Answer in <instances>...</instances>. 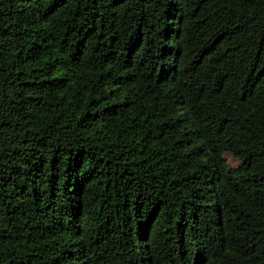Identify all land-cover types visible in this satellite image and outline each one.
<instances>
[{"label":"trees","instance_id":"1","mask_svg":"<svg viewBox=\"0 0 264 264\" xmlns=\"http://www.w3.org/2000/svg\"><path fill=\"white\" fill-rule=\"evenodd\" d=\"M0 264H264V0H0Z\"/></svg>","mask_w":264,"mask_h":264},{"label":"rangeland","instance_id":"2","mask_svg":"<svg viewBox=\"0 0 264 264\" xmlns=\"http://www.w3.org/2000/svg\"><path fill=\"white\" fill-rule=\"evenodd\" d=\"M225 158L227 159L228 161V164L230 166H236L237 165V162L235 160L232 159V157L230 155H225Z\"/></svg>","mask_w":264,"mask_h":264}]
</instances>
